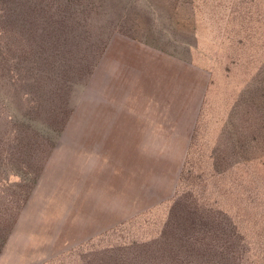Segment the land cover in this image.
<instances>
[{"label":"rangeland","instance_id":"obj_1","mask_svg":"<svg viewBox=\"0 0 264 264\" xmlns=\"http://www.w3.org/2000/svg\"><path fill=\"white\" fill-rule=\"evenodd\" d=\"M82 1L94 4V0ZM195 1L198 39L189 48L180 49L184 60L200 68L199 86L206 88L205 95L194 100L202 102L203 111L195 124L191 144L132 142L156 141L162 137L149 127L116 126L150 124L153 120L127 119L132 114L126 113V109L141 114L145 100L140 97L142 101L134 103L126 100V93L130 92L117 79L118 66L109 64V58L104 59L98 51L92 72L72 84L68 98L59 109L60 119L64 117L63 109L69 111L62 131L46 127L43 117L47 112L42 110L26 132L28 139L19 147L23 149L13 153L15 161H11L13 154L7 155L6 163L1 158L0 185L11 186L8 195L15 192L17 197L7 202L4 196L8 188H0V264H83L96 251L147 241L157 234L166 217L169 204L163 203L174 195L176 188L189 189L190 172L199 178L193 186L196 202L210 206L209 190H213L215 197H220L222 192L227 197L224 205L227 218L222 215L217 218L228 238L224 245L222 242L211 245L242 253L239 256L242 264H264V215L258 202L252 198L235 199L245 185L234 174L217 179L210 167L212 155L228 159L223 156L226 151L222 155L220 150H215L221 143L214 141L220 128L215 124L221 125L222 115L225 118L230 105H241L236 111L239 115L249 107L247 103L264 108V0ZM102 40L99 37L97 45H102ZM22 50L21 47L15 51L14 56L23 57ZM5 58L2 57V62ZM8 58L7 66L16 67L13 74L6 73L10 81L12 75H20L23 69L37 72L33 70V62ZM243 87L250 90L249 98L240 92ZM46 93L35 88L20 89L19 95H11L7 101V117L33 116L27 103L32 98L40 97L47 105L45 109H49L47 101L51 99H46ZM154 99L159 101V106L156 103L151 106L158 108L160 104L165 107L164 100L168 101L169 97ZM205 105L210 106L204 108ZM216 105L227 108L213 112L210 107ZM111 113L123 119L111 121L115 126L100 127L102 123H111ZM214 115L218 119L212 121L210 117ZM101 117L107 118L106 121H101ZM5 121L0 124L1 130ZM28 142L37 146L38 151L29 152ZM249 147L244 153L260 155L257 145ZM217 159L218 163L226 162ZM216 170L220 172L222 168L218 166ZM259 172L264 175L263 168ZM23 183L26 184L22 186ZM183 198L180 204L188 206ZM241 201H247L240 204L246 211L236 213L234 206H239L237 203ZM178 211L183 216L184 211L180 208ZM200 212L203 211L198 209L196 213ZM229 221L241 229V239L232 238ZM224 250L220 248L217 252Z\"/></svg>","mask_w":264,"mask_h":264},{"label":"trees","instance_id":"obj_2","mask_svg":"<svg viewBox=\"0 0 264 264\" xmlns=\"http://www.w3.org/2000/svg\"><path fill=\"white\" fill-rule=\"evenodd\" d=\"M94 8L92 2L87 3L82 0H0V124L3 125V121L6 120L4 128L1 130L0 127V162L5 160L7 155L18 152L23 141L28 139L25 138L27 130L31 124L34 125L35 117L39 118L42 110L47 112L43 117L46 127L49 129L55 127L58 131H62L64 123L68 120L69 111L63 109L64 117L60 119L59 109L68 98L72 84L92 72L95 59L99 57L98 51L101 54L106 49L107 42L103 41L100 46L95 42ZM19 42L22 46L17 45ZM12 47H15V50H12ZM21 47L23 57L14 56V52L19 51ZM2 57H7L4 62ZM8 57L23 58L22 60L33 62V70L37 72L19 69L22 73L12 75L10 81L6 73L13 74L16 67L7 66ZM22 88H35L40 89L41 92H48L45 96L46 99H51L47 101L51 107L45 109L47 105L40 97L32 98L27 103L33 116L8 118L5 112L7 101L11 95H19ZM2 89L11 91V95L10 92ZM240 92L247 96L251 95L250 90L244 87ZM247 106H249L247 109L242 110L244 113L240 116L239 129H229L227 131L229 134L223 137L224 142L219 148H215L217 151L220 150L221 154L226 151L222 155L228 159L220 155H212L210 167L213 168V176H217V179L227 174L236 175L245 187L237 192L235 199L252 198L258 202V207L264 215V175L259 172L261 168L264 169L262 115L264 108L263 105L260 108L248 103ZM195 133L196 127L190 144ZM37 144L40 145L39 142ZM251 144L257 145L261 151L259 156L250 151L244 153L249 150ZM37 148L29 143L28 151H38ZM217 158L226 162L218 163ZM11 161H15L14 154L11 156ZM4 162L6 163V160ZM18 166L19 164L17 165L19 169ZM218 166L222 171L216 170ZM190 174V182L187 185L189 189L179 191L176 188L174 195L163 203L169 204L168 210L154 237L147 241H132L96 251L83 264H242L239 258L243 256L242 253L228 252L220 245H211L218 242L224 245L228 238L223 224L217 218L218 215L227 218V212L224 210L227 199L225 193L222 192L220 197H215L213 190H209L212 202L210 206L196 202L193 186L199 182V178L191 172ZM196 179L198 181L195 183ZM182 180L186 178L183 177ZM24 184L26 183L22 186ZM6 185L1 184L0 188H8L4 200L9 202V199L13 200L17 196L15 192L8 195L11 186ZM182 198L188 206L180 204ZM246 202H236L239 204L234 206L236 213L246 211L242 210L240 205ZM159 204L157 203L156 206ZM178 208L184 211L183 216ZM198 209L203 212L196 213ZM229 224L232 238H240L241 229L239 231L233 221H229ZM220 248L225 250L217 252ZM258 257L255 258L259 260Z\"/></svg>","mask_w":264,"mask_h":264},{"label":"crops","instance_id":"obj_3","mask_svg":"<svg viewBox=\"0 0 264 264\" xmlns=\"http://www.w3.org/2000/svg\"><path fill=\"white\" fill-rule=\"evenodd\" d=\"M94 7L95 42L99 37L107 42L106 49L102 52L103 58L107 56L109 64L118 66L117 79L120 80L122 87L130 92L126 93L128 96L126 100L133 103L145 100L143 103L145 108L141 114L133 109H126V113L132 114L127 119L153 120L150 124L116 126L149 127L157 131L158 137H162L156 141L132 140L135 143H190L197 119L202 118L200 113L203 111L202 102L195 103L194 100L197 96L203 97L206 88L199 86L202 71L184 60L180 49L189 48L192 46L191 42H197V2L94 0ZM148 81L152 83L148 84ZM168 91L170 92L167 93ZM160 96L169 97L168 101L164 100L165 107L162 104L158 108L152 107V103L159 106V101L154 98ZM178 97H181L180 100ZM207 106L210 105H205L204 108ZM210 108L213 112H218L226 110L227 106L216 105ZM238 108L237 105L231 104L225 118L222 115L221 125L215 124L216 128H220L216 132L217 136L215 134L214 144L224 142L223 137L229 134L227 132L229 129H239L241 115L236 112ZM118 118L123 119L112 113L109 115L110 122L119 120ZM210 118L218 119L215 115ZM100 119L105 122L107 118ZM113 125L112 122L102 123L100 127Z\"/></svg>","mask_w":264,"mask_h":264}]
</instances>
